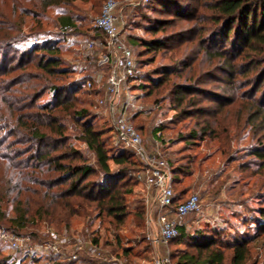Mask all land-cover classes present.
Wrapping results in <instances>:
<instances>
[{
    "label": "rangeland",
    "instance_id": "1",
    "mask_svg": "<svg viewBox=\"0 0 264 264\" xmlns=\"http://www.w3.org/2000/svg\"><path fill=\"white\" fill-rule=\"evenodd\" d=\"M88 1V3L77 1L75 5L73 13L80 20L79 28L67 32L71 40L66 42L64 58L72 67L73 79L87 77L91 81L90 87L86 84L79 92L78 109L87 110L89 121L96 129L105 133L109 150L112 153H120L125 145L117 138L115 131H112L114 126L111 109L113 107L120 109L122 102L118 103L117 99L108 93V77L114 65L112 61L103 62L104 53L107 51L87 47V42L90 41L88 37L99 35L97 31L91 29L106 0ZM115 1L118 3L116 25L119 32H122L126 44L133 50L137 63L136 74L127 83L134 104L129 116L130 123L139 130L147 151L170 163L169 170L175 174L172 175L174 191L178 195L184 194L185 197L191 193H198L201 198L200 212L179 219L187 235L175 239L166 249L170 251L175 264H185L186 255L204 256L205 252L201 253L200 249L194 246L197 241L214 240L215 248L227 254L225 264H230L229 248L234 243L250 241L251 257L246 264H264V236H258L257 227L251 223L259 208L264 205L262 184L264 179L258 168L260 163L251 154L254 147L259 144L261 134L255 133L252 127L245 123L246 103L249 102L247 95L237 104L223 105L226 98L232 95L229 84L223 80L225 76L221 70L212 69L204 53L199 50L201 34L198 33L203 29L202 25H205L204 29L212 25L207 18L210 11L200 8V18L197 16L199 18H196L197 21L194 14L179 20L164 9L161 10L153 0ZM187 3L189 7H196L198 4L195 1ZM58 18L59 13L56 10H49L44 17L39 18L43 26L39 28V20L28 16L22 30L27 35L33 31L35 34L42 32L43 37L31 36L32 41L54 39L57 34L64 31L57 24ZM161 19H172L174 24L168 26L164 32L166 48L154 53L146 50L143 44L161 37V33L155 34L153 31V26ZM131 39L136 44L130 42ZM95 41L98 49H101L102 42ZM184 61L191 65L190 70L182 69ZM175 66L178 67L177 71H182L186 77H190L191 82L185 76L181 78L175 76L172 81L179 85H191L192 88H188L190 91L188 95L195 97L196 106L186 104L178 107L173 90L169 91L171 89L169 84L168 88H160L155 90L152 96L149 95L153 91V87L147 84L148 80L152 79L150 77L155 76L156 72L173 70ZM142 85H146L145 89L141 88ZM48 95L42 99L43 103L47 101ZM120 100L122 101L123 97ZM218 103L222 112H219ZM202 110L208 115H202L200 113ZM118 114L116 111L114 117ZM212 114L216 117L214 118ZM210 116H212L210 121L218 122L216 129L218 136L202 137L199 134L193 139L192 131H197ZM63 123L67 129V145L79 149L95 167L93 153L78 138L81 124L70 116L65 117ZM156 127L161 129L160 136L163 140L153 136L152 130ZM129 153L127 151V154ZM131 158L135 165L130 167L127 181L121 182L125 190L130 189L126 195L127 214L124 223L120 224L113 217L106 214L101 216L97 211L89 210L88 215L72 216L67 220L53 221L52 224L36 218L34 224L28 222L21 235L29 236L33 246L43 242L38 239L33 242V235L36 237L49 235L53 239L71 237V242H74V237H78L85 242L92 241L98 244L104 249L106 256L113 255L120 261L131 264L150 261L157 253H163L164 247L155 249L146 238L148 214L150 210L155 211L152 206L155 194L148 190L143 182L135 181L136 172L144 165L136 154ZM111 166L116 169L112 162ZM17 206L19 204L12 198L2 203L6 218L0 221V227L10 228L9 221L16 218ZM152 215L155 218L154 213ZM94 239H97V242ZM0 250L2 255H11L15 264H57L51 258V252L33 251L36 259H32L12 249L3 241H0ZM94 261L90 246L85 243L79 250V261L66 264Z\"/></svg>",
    "mask_w": 264,
    "mask_h": 264
},
{
    "label": "trees",
    "instance_id": "2",
    "mask_svg": "<svg viewBox=\"0 0 264 264\" xmlns=\"http://www.w3.org/2000/svg\"><path fill=\"white\" fill-rule=\"evenodd\" d=\"M77 1L89 2L0 0V221L6 218L2 203L12 198L19 206L16 218L9 221L11 226L8 229L18 234H22L28 222L34 224L36 218L52 224L53 221L67 220L72 216L88 215L91 210L101 216L106 214L113 217L122 224L127 214L126 195L130 189L125 190L121 182L127 181L130 167L135 165L131 158L135 153L125 146L120 153H112L107 147L105 133L89 121L87 110L78 109L79 92L90 80L87 77L73 79L72 67L64 58L68 38L64 28L75 31L79 28L80 20L73 13ZM154 1L161 10L164 9L179 20L194 14L197 21L200 8L210 11L209 17H206L212 25L208 29L202 25L203 29L198 33L201 34L199 50L204 53L212 69L221 70L225 76L223 80L229 84L232 95L226 98L223 105L237 104L245 95L249 98L245 123L255 133L261 134L259 144L251 154L260 163L258 168L264 179V0ZM188 1L198 4L189 7ZM52 9L59 13L57 24L64 31L54 39L32 41L31 36L43 37L42 32L24 34L22 27L25 18H37L38 27L42 28L39 18ZM173 24L172 19L158 20L153 31L162 35L146 41L144 48L154 53L166 48L164 32ZM91 30L97 31L99 35L88 37V40L105 43V35L100 30L94 27ZM130 42L136 44L132 39ZM95 50L106 51L103 45L101 49L97 47ZM131 51L136 71V57ZM95 53L97 55V51ZM181 67L183 70L191 69L187 61ZM177 68L175 66L173 70L156 72V77L152 75L147 83L153 87L149 95L152 96L160 88H168L169 84V91L173 90L178 107L186 104L196 106L195 97L188 95L191 85H179L172 81L175 76H185ZM186 79L190 80V77ZM145 87L142 85L141 88ZM46 95L48 99L43 103L42 99ZM218 104L220 111H217L222 112ZM200 113L208 115L204 110ZM67 116L79 123L83 121L78 138L93 153L95 167L79 149L67 145V129L63 123ZM212 116L216 117L215 114ZM212 116L197 131H192L193 139L199 134L202 137L218 136V122L210 121ZM160 131L156 127L152 133L163 140ZM127 151L130 153L127 154ZM111 162L116 169L112 168ZM167 164L171 167L168 161ZM142 171L144 167L134 176L137 183L141 182L138 174ZM185 198L184 194L176 193L175 205ZM252 220L251 223L258 229V236H264V205ZM186 235L185 227L180 225L179 235L175 239ZM32 238L33 242L37 239L53 240L49 235H33ZM94 241L97 242V239ZM194 246L205 254L203 257L186 255L185 264H225L227 254L215 248L214 240L197 241ZM229 251L230 264H246L251 257L250 241L234 243ZM50 256L57 264H63L59 255L50 253ZM171 259L173 261V256ZM0 264H15V261L11 255H2L0 250Z\"/></svg>",
    "mask_w": 264,
    "mask_h": 264
},
{
    "label": "built area",
    "instance_id": "3",
    "mask_svg": "<svg viewBox=\"0 0 264 264\" xmlns=\"http://www.w3.org/2000/svg\"><path fill=\"white\" fill-rule=\"evenodd\" d=\"M117 9L118 3L115 0H106L100 15L93 23V27L105 35V43L102 45L107 52L104 53L105 61L103 62L112 61L114 65L108 77V93L117 99L118 103L122 102L120 109L113 106L111 109L115 134L122 144L131 148L139 157L144 165V171L138 174V178L148 190H152L155 194V211H149L146 238L155 249L163 247L165 249L163 253H157L150 261L140 264H173L170 251L166 247L179 235V226L181 225L179 219L200 212L201 198L198 193H191L175 205L176 193L172 186V173L167 162L147 151L140 133L130 123L129 116L134 104L130 98L127 83L129 78L135 76L136 71L132 51L116 25L118 21ZM64 30L67 33L70 28L65 27ZM67 40H71L69 36ZM87 47L88 49H95L98 44L96 41L90 40L87 42ZM87 86H91V81L87 82ZM122 97L123 100L121 101ZM116 111L119 114L114 117ZM153 213L155 218L152 217ZM71 239V237L54 238L53 240L38 242L37 246H33L29 236L0 227V241L8 243L12 249L32 259H36L33 256V251H44L59 255L63 264L78 262L79 250L86 243L90 246L95 261L84 264H131L122 262L113 255L106 256L104 249L92 241L85 242L81 238L74 237V242H71Z\"/></svg>",
    "mask_w": 264,
    "mask_h": 264
},
{
    "label": "crops",
    "instance_id": "4",
    "mask_svg": "<svg viewBox=\"0 0 264 264\" xmlns=\"http://www.w3.org/2000/svg\"><path fill=\"white\" fill-rule=\"evenodd\" d=\"M153 192V191H152ZM154 200H155V198H154ZM154 200H153V202H152V206H153V208H154ZM155 215V214H154Z\"/></svg>",
    "mask_w": 264,
    "mask_h": 264
}]
</instances>
